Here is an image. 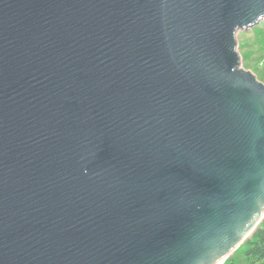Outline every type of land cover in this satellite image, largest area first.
<instances>
[{
    "label": "water",
    "instance_id": "1",
    "mask_svg": "<svg viewBox=\"0 0 264 264\" xmlns=\"http://www.w3.org/2000/svg\"><path fill=\"white\" fill-rule=\"evenodd\" d=\"M264 0H0V264H222L264 218Z\"/></svg>",
    "mask_w": 264,
    "mask_h": 264
},
{
    "label": "rangeland",
    "instance_id": "2",
    "mask_svg": "<svg viewBox=\"0 0 264 264\" xmlns=\"http://www.w3.org/2000/svg\"><path fill=\"white\" fill-rule=\"evenodd\" d=\"M258 25L238 33V51L242 58V67L251 71L260 82L264 83V62L261 63L264 61V28ZM234 254L235 252L230 257L239 264V255ZM225 261L222 264H226Z\"/></svg>",
    "mask_w": 264,
    "mask_h": 264
},
{
    "label": "trees",
    "instance_id": "3",
    "mask_svg": "<svg viewBox=\"0 0 264 264\" xmlns=\"http://www.w3.org/2000/svg\"><path fill=\"white\" fill-rule=\"evenodd\" d=\"M258 26L264 28V20ZM263 62L261 63L263 64ZM234 255H239V264H264V219L252 235L235 251ZM232 259L230 257L225 263L236 264Z\"/></svg>",
    "mask_w": 264,
    "mask_h": 264
}]
</instances>
